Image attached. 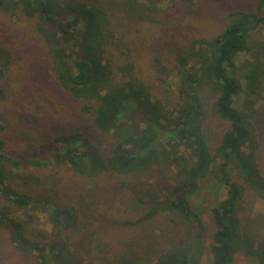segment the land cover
I'll return each mask as SVG.
<instances>
[{
	"label": "trees",
	"instance_id": "16d2710c",
	"mask_svg": "<svg viewBox=\"0 0 264 264\" xmlns=\"http://www.w3.org/2000/svg\"><path fill=\"white\" fill-rule=\"evenodd\" d=\"M99 1L0 0V14L9 20L36 18L39 23H53L60 34L57 43L39 23L35 26L40 59L34 64H39V78L32 90L25 84L26 91L43 109L50 99L54 108L59 96L68 98L77 104L73 111L87 116L92 128L33 139L38 146L52 142L53 164L67 168L78 183L86 180L98 186V181L108 180L114 189L126 190V181L139 178L141 172L159 168L173 172L175 183L162 196L146 183L135 181L129 186L134 204L155 206L122 225L175 214L187 227L184 238L162 250L154 264H202L206 253L208 264H235L240 253L264 264V241L250 236L240 218L249 193L264 198V135L256 123L260 114L258 121L264 123V103L259 110L255 108L259 100L264 102V42L252 37L264 28V0L258 1L255 11L227 13L224 25L214 33L186 35L177 58L179 82L173 108L161 103L153 93L154 83L140 73L139 54L141 58L147 50L152 52L149 44L163 47V37L156 30L159 24L149 20L141 28L122 33L115 29L113 14ZM113 1L124 15L154 18L165 13L158 9L161 0ZM145 30L150 34L147 49L137 54V43L146 41ZM157 54L149 60V69L155 72L166 68L158 66L162 52ZM12 55L13 51L0 45V103L16 97L10 76L15 71L10 65L23 58ZM204 93L212 96L211 113L223 125L214 147L205 136ZM241 93L243 104L237 108L235 99ZM3 128L0 125V133ZM5 146L0 138V232L5 231L15 249L36 264H81L65 245L73 238L68 230L78 221L76 209L43 197L37 187L41 178L30 172L51 163L44 158L15 157ZM205 183L226 189L225 198L211 209L215 230L208 247L205 225L191 203ZM25 188L35 192H25ZM20 209L29 218V212L44 211L57 240L48 234L29 238L24 221L11 215ZM79 244L86 242L80 239Z\"/></svg>",
	"mask_w": 264,
	"mask_h": 264
},
{
	"label": "rangeland",
	"instance_id": "374dc122",
	"mask_svg": "<svg viewBox=\"0 0 264 264\" xmlns=\"http://www.w3.org/2000/svg\"><path fill=\"white\" fill-rule=\"evenodd\" d=\"M94 1L98 3L99 0ZM100 1L103 2L100 3L102 7H107L113 14L115 29L121 30L122 33L141 28L149 20L155 22L151 24H159L156 30L163 37V47L156 46L154 43L152 46L149 44L152 52L147 50V53L140 58L141 51L147 49L146 42L148 43L150 38L149 31L145 30L146 41L137 43L135 50L137 54L141 52L139 62L142 77H147L151 84L154 83L153 93L161 103L167 108H173L179 82L177 58L180 56L182 50L180 45L185 41L186 35L191 34L192 31L214 33L224 25V17L227 13L255 11L259 0H161L158 3V9L165 13L154 18L124 15L114 7L113 0ZM38 23L36 18L26 17H20L14 22L0 14V45L13 51V58H23V61L20 60L10 65L15 71L10 76L14 78L12 87L16 97L0 103V125L4 127L0 138L5 141L6 151L15 157L44 158L47 159V163H51L42 168H32L30 172L41 178L42 183L37 187L43 197L52 203L57 200L56 203L76 209L79 216L78 221L74 228L68 230L72 232L73 238L71 242L65 244L69 252H72L73 258L78 259L81 264H125L129 261H146L147 264H154V258L162 250L179 243L184 238L187 227L183 220L175 214L165 216L160 214L150 222L122 225L124 220H136L155 206L154 203L149 202L144 206L134 204L129 186L135 181L146 183L153 186L159 196H162L169 187L174 185V174L163 168L141 172L139 178L132 177L126 181V190H118L111 187L108 180L98 181V186L86 180L78 183L67 168L53 164L50 154L53 149L52 142L47 141L38 146L34 137L51 138V135L56 133H73L78 130L88 132L92 128L87 116H79L73 111L77 104L67 100L68 98L59 96L54 108H52L50 99L46 103L47 108L43 109L26 91L25 84L28 83V88L32 90V83L39 78L36 73L39 64H34L38 57L40 59L35 28ZM39 24L50 32L54 41L59 43L60 34L53 23ZM252 37L264 42V28L253 32ZM125 44L129 45L126 42ZM170 46H172V52L168 49L166 53L165 49ZM157 48L159 53L162 52L158 66L164 65L166 68L155 72L149 69V63H151L149 60L153 55H158ZM1 64L0 62V67ZM153 66L157 67L155 64ZM20 78H23V83ZM202 96L207 113L204 124L205 136L209 146L214 147L220 140L223 125L211 113L212 96L209 93H204ZM42 100L45 101L44 98ZM243 100L244 95L241 93L235 99V107H241ZM263 103L259 100L255 107L256 110H259ZM259 117L261 114L257 117L256 123L263 136L264 123L258 121ZM261 164L264 173V146ZM233 175L234 173L231 172L232 178ZM34 190V188H25V192L28 193L35 192ZM225 196L226 189L223 186L215 183L206 185L205 183L199 192L191 197L193 208L201 215L205 225L204 243L206 247L211 244L212 233L215 230L211 209ZM245 199L246 203L240 212L241 223L250 236L264 241V198L249 193ZM6 206H8L7 203ZM28 214L32 218H29L21 209L11 212L13 217L24 221L29 238L32 239L37 234H48L53 241L57 240L54 239L52 233L54 230L44 211ZM80 239H84L86 244H79ZM208 263L209 255L206 253L202 264ZM234 263L256 264L253 259L241 253L235 256ZM0 264H36V262L33 258L17 251L8 240L7 233L2 231L0 232Z\"/></svg>",
	"mask_w": 264,
	"mask_h": 264
}]
</instances>
